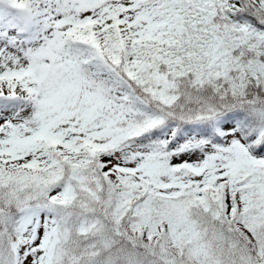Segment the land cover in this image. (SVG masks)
I'll return each mask as SVG.
<instances>
[{"label":"snow or ice","instance_id":"obj_1","mask_svg":"<svg viewBox=\"0 0 264 264\" xmlns=\"http://www.w3.org/2000/svg\"><path fill=\"white\" fill-rule=\"evenodd\" d=\"M0 264H264V0H0Z\"/></svg>","mask_w":264,"mask_h":264}]
</instances>
